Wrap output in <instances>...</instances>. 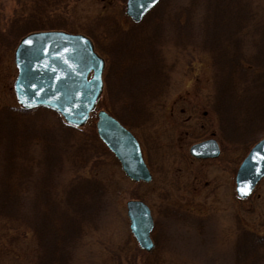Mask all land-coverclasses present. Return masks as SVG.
Wrapping results in <instances>:
<instances>
[{
  "label": "rangeland",
  "instance_id": "1",
  "mask_svg": "<svg viewBox=\"0 0 264 264\" xmlns=\"http://www.w3.org/2000/svg\"><path fill=\"white\" fill-rule=\"evenodd\" d=\"M257 1L242 0V6L248 4L252 9ZM188 2L164 0L162 5L173 13ZM16 5L17 0H0V18L12 14ZM68 8L72 13L69 22L74 28L87 25L96 17L106 19L111 30L98 34L99 42L107 45V49L124 46L125 58L129 57L123 62L127 68L136 56L147 51L146 48L150 59L155 56L164 58L162 65L167 80L162 88L157 87L161 89L162 103L153 107L149 115L144 114L142 107L140 112L131 113L134 120L140 121L133 132L141 143L153 179L150 182L133 181L102 141L91 139L92 128L96 130L97 111L101 107L85 124L72 130L52 110L37 120L19 119V123L13 118L19 130H24V136L19 135L11 146L17 148L16 144L21 142L18 146L31 165L23 179L25 185L21 183V207L27 218L9 220L0 216V264H34L40 255L38 236L28 221L33 218L35 201L47 208L53 200L41 199L43 185L48 183L55 192L54 197L63 199L68 188L77 186L84 179L90 183L99 182L105 193L97 198L99 205L94 221L79 217L77 209H67V216H60L59 219L68 224L75 221L77 230L81 228L79 237H74L66 248L68 255L64 259L67 264H252L246 247L237 241L243 229L264 235V178L250 197H238L235 175L245 155L236 146L226 147L220 141L217 117L209 106L213 92L212 55L199 44L211 38H206V32L203 31V36L202 31L193 32L186 25L177 28L176 32L173 24L165 18L163 30L156 29L154 36L149 38L150 47H146L142 32L144 28L149 29V24L134 27L135 31L127 34L134 22L126 14V0H72ZM200 9L194 16V25L199 27L203 18ZM244 22L247 25L246 17ZM136 35L140 38L134 42ZM240 35L243 51L249 55L253 51L254 37L251 35H255L254 31L245 27ZM97 50L102 54L98 46ZM120 54L119 51L117 55ZM106 74L104 72L103 78ZM16 75L14 49L0 50V108L7 104L18 105L13 88ZM105 91L101 98L115 102L114 90L109 89L108 96ZM47 131L54 133L59 148L56 151L57 166L42 181L40 173L47 155L44 146ZM210 137L220 144L219 157L196 159L190 155L192 144ZM3 159L0 147V173ZM85 159L89 163L83 170L80 168ZM130 199H141L152 210L157 224L154 236L158 240L152 254L139 250L130 230L127 215V201ZM59 219L57 223L61 222ZM242 251L245 253L241 254ZM254 252L250 253L251 261L264 264V249L258 248Z\"/></svg>",
  "mask_w": 264,
  "mask_h": 264
},
{
  "label": "trees",
  "instance_id": "2",
  "mask_svg": "<svg viewBox=\"0 0 264 264\" xmlns=\"http://www.w3.org/2000/svg\"><path fill=\"white\" fill-rule=\"evenodd\" d=\"M71 1L17 0L12 14L7 18H0V50L12 51L24 35L36 30L62 29L90 36L96 48L98 46L108 60L107 71H105L107 74L104 78L106 90L104 91L107 95L105 93L104 95L108 96L109 89L114 90L116 101L120 100L109 102L106 98L105 100L100 98L98 106L106 108L123 124L135 130L140 121L134 120L135 117L131 113L135 110L140 112L139 109L142 107L144 114L149 115L153 107L162 103L159 93L161 89L157 87L162 88L167 80L164 65H162L164 58L155 56L150 59L147 56L150 52L146 48L147 51L136 56L134 62H131L127 68L123 62L129 57L125 58L124 46H113L107 49V45L99 42L97 35L111 30L106 19L96 17L91 23L74 28L69 22L72 13L68 6ZM163 2L164 0L153 9L152 14H147L149 16L145 20L134 23L127 34L135 31L137 27H142L143 24L144 26L149 24V29L144 28L142 36L146 40L144 45L150 47L149 38L154 36L156 29L163 30L165 18L173 24L176 32L182 25H186L188 29L191 27L193 32L194 30L202 31V35L203 31L206 32V38L209 37L211 40L202 41L199 45L212 55L213 92L209 106L217 117L219 138L226 147L234 145L242 155H246L249 149L264 136V0H258L256 5L253 4L252 9L248 4L245 7L242 6V0H189L187 5L176 9L173 13L164 8ZM200 8L203 11V18L199 27L197 24L194 25V16ZM156 9L159 11L157 12ZM245 17L247 25L244 22ZM245 27L253 30L255 34L251 35L255 39L253 38L252 42L253 51L249 55L244 53V44L240 40L242 38L240 33ZM123 36L125 38V35ZM139 38L140 35H136L133 41ZM119 51L121 54L117 55ZM157 73L159 76L155 77ZM46 111L49 109L38 107L26 110L18 105L9 104L0 108V145H3L0 147L4 158L0 173V216L3 218L9 220L27 218L26 212H23L21 207V183L24 176L29 173L31 165H28L27 155L22 152L21 146H18L21 142L16 144L17 148L14 145L11 146L19 135L24 136V130H21L22 132L19 130L13 118L17 121L33 118L37 120ZM64 125L70 130L74 128L68 124ZM47 132L48 137L44 138L47 155L40 173L42 181H45L46 176L51 175L54 167L57 166L56 151L59 148L54 133ZM91 135V139H99L94 128ZM58 155L61 156V154ZM88 161V159L83 160L84 163L80 169L87 168ZM96 180L99 179L96 178ZM81 181L76 184L77 186L68 188L63 199L54 197L55 192L51 190L48 183L43 185L41 199L45 198L47 201L53 198V200L47 208L35 201L33 218L28 221L33 229L35 228L41 249L34 264H67V260L64 259L68 255L66 248L69 243H72L74 237H79L81 232V228L77 230L78 225L74 223L75 221L68 224L59 219L60 216H67V209H77L80 213L76 212L79 217L94 221L97 214L96 208L99 205L97 198L102 192L105 193V188L97 181V183H90L85 179ZM65 197L71 198L64 200ZM58 219L61 222L57 223ZM237 242L246 247L249 262L258 264L257 261H251L250 253H255L254 251H258V248L264 249V235L243 229ZM140 251L145 253L141 249ZM244 253L245 251H242L241 254ZM237 254H239L238 250Z\"/></svg>",
  "mask_w": 264,
  "mask_h": 264
},
{
  "label": "water",
  "instance_id": "3",
  "mask_svg": "<svg viewBox=\"0 0 264 264\" xmlns=\"http://www.w3.org/2000/svg\"><path fill=\"white\" fill-rule=\"evenodd\" d=\"M161 0H126V14L141 22ZM31 43H25V41ZM17 77L16 97L25 109L43 106L61 114L73 126L85 124L103 92L105 59L95 50L91 38L65 30L33 31L21 38L14 52ZM97 133L115 154L125 174L134 181L149 182L152 174L135 135L105 109L97 113ZM220 145L208 138L191 145L189 153L199 159L216 158ZM264 177V136L249 150L236 175V193L249 197ZM130 228L139 245L154 247V220L149 206L129 200Z\"/></svg>",
  "mask_w": 264,
  "mask_h": 264
},
{
  "label": "flooded vegetation",
  "instance_id": "4",
  "mask_svg": "<svg viewBox=\"0 0 264 264\" xmlns=\"http://www.w3.org/2000/svg\"><path fill=\"white\" fill-rule=\"evenodd\" d=\"M172 211H174L175 214H177L176 210H172ZM165 212H168V211H165ZM156 226H157V224L155 223V227H154L153 234H152V238H153V241H154L155 244L158 243L157 238L156 237L155 238L153 237L155 235V232L154 231L156 229Z\"/></svg>",
  "mask_w": 264,
  "mask_h": 264
},
{
  "label": "snow or ice",
  "instance_id": "5",
  "mask_svg": "<svg viewBox=\"0 0 264 264\" xmlns=\"http://www.w3.org/2000/svg\"><path fill=\"white\" fill-rule=\"evenodd\" d=\"M153 2H154V0H153ZM25 43H29V44H30V43H31V41H30V40H29V41H25Z\"/></svg>",
  "mask_w": 264,
  "mask_h": 264
}]
</instances>
